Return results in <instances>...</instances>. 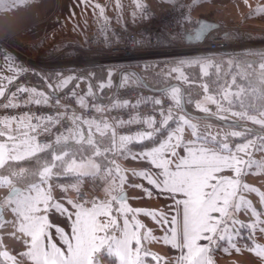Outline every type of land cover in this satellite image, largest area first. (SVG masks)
<instances>
[{"label":"snow or ice","instance_id":"obj_1","mask_svg":"<svg viewBox=\"0 0 264 264\" xmlns=\"http://www.w3.org/2000/svg\"><path fill=\"white\" fill-rule=\"evenodd\" d=\"M28 4L29 0H0V11H14ZM136 6L141 11H145L144 6L139 2ZM195 6L194 4L193 7ZM208 27V24L202 23L201 33ZM261 56L264 58V53ZM260 69L262 72L260 83L264 85V63L260 64ZM64 83L67 81H63L57 87H62ZM17 91L23 93L27 90L20 88ZM242 91L243 89L232 95L239 100ZM250 95L264 100V89L253 88L250 90ZM4 96L5 91L0 88V97ZM169 99L174 107L182 108L179 89H171ZM222 99L227 100L228 94L226 93ZM205 102L217 103L211 96H206ZM153 103L161 105L162 101L156 99ZM229 103L231 104V101ZM15 106L17 105L11 102L5 105V107ZM240 106L243 108L242 102ZM249 107L257 111L259 117L264 118V107L256 109L254 104H250ZM200 110L209 111L208 108ZM97 111L103 110L97 109ZM233 115H239L242 121L250 120L253 124L260 125L264 132V119L249 115L247 110ZM160 116L159 123L154 117L146 119L144 123L148 126V130L138 133L136 137L121 136L120 154H124L129 143L144 140L153 142L154 146L149 151H142L132 158L146 160L160 171L154 174L134 172L133 175L142 176L153 188L168 192L182 213L179 231L176 227V216H172L171 219L167 216L161 218L162 223L173 225L170 232H166L163 237L165 243H171L173 248L179 249V255L173 264H213L210 257L216 248H222L220 242L227 243L228 247H223V251L227 252L230 248H234L238 252L240 248L237 247V240L245 238L242 235L244 229L249 230L247 236L249 240L254 238L252 232L257 227L264 232V221L259 219L264 213L257 212L252 207V202L241 194L242 192L258 193V189L243 183L242 177L248 175L254 167L257 170L264 167V164L253 159L254 152H264V135H260L259 140L247 139L242 144L230 147L227 142L220 141L216 136L199 132L197 124L192 122L191 116L186 112L174 115L170 107L167 111L162 109ZM70 121L75 126L74 129H66L70 135L65 136L61 133L56 136L54 143L66 145L71 139L76 144L93 146L94 151L91 155L81 154L79 161L75 158L70 162L65 161V157L69 155L67 152H61L59 155L50 152V162L47 161V158L40 154L52 149L53 143L46 142L41 145L35 136L30 134L36 132L35 127H30V131L19 128L0 130V187L9 186L6 199L0 204V219L10 207L13 219L5 223L12 226L14 231L11 236L25 248L24 251L12 255L8 251L0 252V256L5 262L11 261L12 264H146V258L149 256L153 260L161 259L147 251L145 243L149 241L150 233H140L139 230L143 225L136 222L130 226L128 214L131 213L134 219L137 213L144 210L117 207L118 216L113 213L112 204L122 205L126 200L125 196L118 195L111 200L103 201L84 197H81L82 202L69 200L67 203L74 209L73 212H69L62 203L53 202L50 185L47 189L42 187L49 180L61 175L73 174L79 181L84 177L97 178L101 171L106 174L105 184L109 182L115 184L112 174L113 171L119 173V167L102 168L94 162V158L100 156L101 152L96 147L97 141L93 136L95 133H99L101 137L107 136L109 128L107 122H101L102 130L101 123L86 121L75 114L70 117ZM169 121L176 125L172 131H166L170 127ZM120 123L122 126L123 122ZM82 124L87 126V136L81 128ZM185 127L192 129L194 140L183 145L187 154L179 156L176 149L182 146V133ZM49 131V128H44L45 133ZM246 131L251 133L254 130ZM241 135L240 131L230 133L232 137H241ZM22 137L26 139L22 141ZM104 153H110L113 157L116 155L114 131L111 133V147L104 149ZM241 153L243 156L240 155ZM33 157L36 158V162L35 167L31 169L18 164ZM40 161L45 162L41 164ZM108 164L114 165L115 159L108 161ZM54 169L56 171H53ZM226 171L232 172L233 175H221ZM120 179L122 182L123 177ZM103 190L106 196L110 195L108 187ZM145 191L151 194L149 189ZM176 195H182L184 199H175ZM260 196V202L264 204V194ZM241 209L245 212L251 211L252 216L255 217L252 223L243 224L235 219V214ZM50 211L59 212L72 221L69 233L50 223L48 219ZM144 214L154 218L157 216L155 212L144 211ZM53 228L59 238V246L53 239L51 232ZM152 239L156 238L152 237ZM201 240L207 241V244L198 243ZM249 250L264 258V249H259V246Z\"/></svg>","mask_w":264,"mask_h":264},{"label":"crops","instance_id":"obj_2","mask_svg":"<svg viewBox=\"0 0 264 264\" xmlns=\"http://www.w3.org/2000/svg\"><path fill=\"white\" fill-rule=\"evenodd\" d=\"M138 2L144 7L149 6L152 15L160 14L167 8L173 5L175 6L176 4L178 6L183 4L188 5V1L186 0H123L122 5L120 4V0H29V4L27 6H21L17 10L7 12L0 11V35H13L18 32H25L24 40L26 41V43H21L20 41H24L23 39L20 41L16 39L15 43L13 44L14 47L6 45L2 42L0 43V88L5 91V96L0 97V102L7 98L14 97L18 93L17 90L20 88L28 90L32 99L40 102H48L57 94L65 93H73L82 100H94L99 94L102 97L101 101H103V103L106 102L107 100H104L105 98L103 97L107 98L108 95L102 91L103 83H101L99 88L96 89L89 79L78 74L77 71H65L62 73H57L59 76L54 77L53 79L49 78V73L48 76H45L46 81H31L28 83L26 80H23V78H20L23 71L30 70V67L27 66L24 61L23 55H28L29 53V56H38L44 52H46V55H51L55 51H59L68 47L69 45H88L89 36L102 30L104 23L107 21L114 24H122L128 21H137V19L139 21L142 19V17L145 15V11H141L137 8L136 5ZM210 2H217L225 6H228V3H230L229 7H232V9L236 11H233L234 13L229 14L230 16L228 17L231 19H236L237 16L238 19H240L239 17H243L244 14L242 13L246 12V10L254 12V15H252L254 18L260 17L264 19V0H210ZM97 5L99 7H97ZM101 9L103 12H101ZM197 22L198 21H195V23L192 22V24L189 23V32L193 30V28L197 25ZM30 27L37 28L33 29L30 33V37H28L26 31ZM123 70L124 72L122 74V78L124 75H126L124 80L136 84L134 82V78L131 77V74L136 75V73L132 71L131 68H126ZM113 72L114 71L112 69V73ZM63 81H67V83H64L62 87H57V85H60ZM136 85H140V83ZM174 87H178L180 93H182L181 87L173 86V88ZM173 88L171 87L169 90L171 91ZM169 90L166 92L168 95L170 94ZM209 96L213 97L217 101L214 95L209 94ZM228 96L229 98L231 97L230 94ZM97 103L101 104L100 101ZM217 103H211L213 104L211 108H215ZM58 120V118L43 119L32 115H23L15 118H0V130H4L5 128L13 130L19 128L30 131V127H35L36 132L30 134L35 136L36 140L38 141V136L44 133V128L47 127L50 129L58 122ZM88 121L93 122L91 120ZM74 127L75 126L71 124L69 129H74ZM81 128L84 129V134L87 136L86 124H82ZM101 128L103 130V125H101ZM109 131H114L113 127L110 125L107 129L108 133ZM63 134L65 136L70 135L69 131H65ZM97 134L99 133H95L93 136L94 140L96 139ZM119 138L120 136L116 135V155L114 157L115 164L112 165L113 169L119 167L126 171H132V174L134 172H150L154 174L160 171V169L155 168L146 160L133 159L132 157L140 152H130L128 146L124 151V154L121 155L119 151ZM24 139L26 138L22 137V141ZM54 141L55 139L51 142L53 143L52 149L46 153H41V156L48 155L50 152H54L57 155H59L61 152L69 153L71 145L73 146L76 144L71 139H69V142L66 145H56ZM183 145L177 152L179 156H185L187 154ZM150 149L151 148L143 151H149ZM73 158L79 161V158H76L75 156H71L68 161L70 162ZM253 159H255L258 163L264 164V152H254ZM221 175L231 176L233 173L226 171ZM113 177H117V172L114 171ZM133 177L137 179L136 181L138 182L139 186H141L144 194L148 193L145 191V189H149L151 191V194L149 195L148 193V196L152 197L159 207L163 209L164 216H167L168 219H171L172 216L177 217L176 227L179 231L180 224L182 223V213L176 207L174 198L168 192L153 188L152 185L149 184L148 180L144 179L142 176L133 175ZM245 177L246 179H250L248 183L255 182L256 184L260 185V182H264V167H261L260 170H257L254 167ZM86 178L87 177H84L80 182L75 183H59L54 179H51L50 185L53 186L54 190V192H52V187H50L53 202L62 203L64 208H67L69 212H73L74 209L67 202L69 200L73 202H80L77 198V193L81 189ZM153 178H155V176H153ZM126 184L127 185L125 186H121L119 181H116L115 186L112 184H109V186L106 185V187L109 188L110 195H105L104 200H111L112 197L118 196L120 193L125 191L127 200L124 201V203L128 202L130 199H132L133 194L129 189V182ZM42 187H45V185ZM45 188L47 189L48 187L46 186ZM8 191L9 186L6 185L4 187H0V204L5 201ZM175 199L182 200L184 197L182 195H176ZM117 206L121 207L122 205L113 203L112 209ZM86 207H91V205H86ZM4 219L6 221L13 219V213L10 207L4 212ZM48 219L50 223L61 227L66 233L71 231L70 226L72 221L66 216H62L59 212L50 211L48 213ZM120 221L122 225V219H120ZM154 225L153 232H155L154 237L156 239H152L153 246L148 245L146 249L149 251H156V249H158L168 253V255L164 254L165 258L167 260L170 259L173 264L176 257L179 255V249L173 248L171 243H165L163 240L166 232H170L173 225L162 222L158 224L154 223ZM13 231L14 229L12 226L7 223H5V225L1 228L0 252L8 251L9 254H15L19 251L25 250L24 246L11 236ZM51 232L53 234L54 241H56L59 246L60 242L58 236L55 234V229H51ZM169 240H171L170 235ZM238 242L239 243H237V245L243 246L240 241ZM198 243L207 244V241L201 240L198 241ZM226 244V242L221 243L222 246ZM210 258L212 259L213 264H226L225 262L229 261L226 252H223L222 248H216L212 252ZM148 262L154 263L155 260L149 256Z\"/></svg>","mask_w":264,"mask_h":264},{"label":"built area","instance_id":"obj_3","mask_svg":"<svg viewBox=\"0 0 264 264\" xmlns=\"http://www.w3.org/2000/svg\"><path fill=\"white\" fill-rule=\"evenodd\" d=\"M145 15L137 23L114 24L105 22L102 30L91 34L88 45H71L59 50L49 61L43 62L29 56H24V61L43 75L49 73H62L65 71H82L92 67L121 65L131 66L135 62L166 59L163 57L167 51L169 59H177L181 54H194L198 57L229 56L234 49L241 44L246 29L221 26L212 31L202 42L196 44L172 45L169 41L172 37L185 39V24L188 15L184 9L174 8L152 15L150 7L145 6ZM231 32H234L231 33ZM234 36L233 41L229 36ZM136 41V42H134ZM90 46L88 48L87 46ZM86 47V48H84ZM84 48L87 55L78 54L79 49ZM85 49H88L85 51ZM82 53V52H81ZM89 54V55H88ZM91 54V55H90ZM81 55V56H77ZM168 59V58H167ZM162 101L161 105H155L154 100ZM29 91L18 92L14 97L0 102V118H15L23 115H32L43 119H59L50 131L38 136V142L43 145L52 142L56 136L71 127L70 117L75 114L86 121L95 123L107 122L113 127L117 136L136 137L138 133L148 130L144 123L149 117H154L159 123L160 112L172 108L173 114H182V108L173 106V102L166 93H159L144 85L122 83L113 96L104 103L94 100H82L73 93L57 94L48 102L36 103ZM11 102L15 107H5ZM101 109L103 111H97ZM129 121H133L129 123ZM123 122L122 126L121 123ZM101 125H103L101 123ZM105 174L100 173L97 178H88L83 188L77 193L89 200H104Z\"/></svg>","mask_w":264,"mask_h":264},{"label":"rangeland","instance_id":"obj_4","mask_svg":"<svg viewBox=\"0 0 264 264\" xmlns=\"http://www.w3.org/2000/svg\"><path fill=\"white\" fill-rule=\"evenodd\" d=\"M186 1H188V5L183 4V5L178 6L176 4L175 6L173 5L169 8H167L165 11H168V10H171L174 8H180V9H184L186 11V13L188 15L187 21H189L191 19L198 21L201 18H205V19L210 18L209 20L217 21L220 24L224 25L225 27H237V28H241V29L244 28L248 31L244 35H242V38H239V42H241V44H239L236 47V49H234V52L231 55L226 56V57L235 56V55H251V54L259 56L260 54L264 53V19H262L260 17L254 18L252 16V15H254V12L246 10V12L242 13V14H244V16L239 17L240 19H238V16L236 19H231L230 17H228V16H230L229 14L234 13L236 11H234V9H232V7H229L230 3H228V6H225V5L219 4L217 2L211 3L210 0H186ZM122 2H123V0H120L121 5H122ZM194 4L196 5L195 7H193ZM165 11H163V12H165ZM160 14H156V15H160ZM156 15L154 14V16H156ZM236 15H237V13H236ZM137 21H138V19H137ZM137 21L132 20V21H128L125 23L135 24ZM187 21H186V23H187ZM125 23H122V24H125ZM27 27H28V25H27ZM185 27H186V24H185ZM30 28L26 31V33L28 34V37H30L31 31L33 29H36L37 27L31 28V29ZM231 33L234 34V32H231ZM24 34H25V32H23V33L18 32V33L13 34V35L12 34L11 35H0V43L2 42V43H5L6 45L14 47L13 44L15 43L16 39L19 41L22 39L24 40V37H25ZM232 37H234V36L230 35L229 40L233 41ZM173 38L177 39V40L179 39L177 36L172 37V39ZM181 40H183V39H181ZM20 42L26 43L25 40L20 41ZM183 43L184 42H182V44H179L180 45L179 48L183 47V46H181V45H184ZM172 45H174V44H172ZM69 46H71V45H69ZM90 46L91 45H89L87 47L90 48ZM84 48H86V47H84ZM84 48L79 49L78 52H80V53H78V54L86 56L87 53L84 52ZM86 50H88V49H85V51ZM253 52H255V54ZM45 53L46 52H44L43 54H39L38 56H32V55L29 56V53H28V55H23V57L29 56V57L34 58L36 60H38V59L46 60L55 54L54 53L51 55H46ZM81 55H77V56H81ZM163 57L169 58V54L164 55ZM222 57H224V56H221V58ZM214 58L217 59L219 57H198V56L194 55L193 53L192 54L191 53L190 54L184 53V54L179 55L176 60L174 59V61L176 62V67H177L176 71H178V77L180 79L187 77L184 73H181L182 66L185 67L187 65H192V66L198 65V67H200L202 73L207 74L209 71V68H210L211 61ZM197 62H199V63H197ZM131 66H127V68L132 69L133 67H135V66H133V64ZM103 67H108L111 70L114 68V70H115L119 67H124V66H121V65L119 66L116 64L113 66H103ZM92 68H94V67H92ZM29 69H33V68H29ZM77 72H79V71H77ZM113 73L111 72V74H113ZM125 76L126 75H124V77L122 78L123 79L122 83L127 82V80H124ZM131 77L134 78V82L136 84L140 83L138 76H136L135 74L134 75L131 74ZM128 82H130V81H128ZM231 87L227 86L226 89H223L222 91L219 90V92H220L219 96L214 95L216 97L218 103H217V106H215V108H213V109L211 108V106H213V104L205 102V97L209 96V94H211V93L205 92L204 96H203V101L200 105L201 106L200 108H208L209 111H206V112L203 111L206 114L216 115L219 118L226 120V121H229V122H241V123L251 124L253 127H250L249 125L242 124V127L238 128L237 126H226V125L221 124L219 122H213L209 119H199V118H194L192 116H191V118H192V122L197 124V126H198L197 130L199 132L205 133V134H210L212 136H216L220 141L227 142L230 147H234L237 144L244 143L245 140H247V139L239 140V141L225 140L227 134H230L234 131H240L242 133V135H244V134L248 133L246 131L247 129H253L258 135H263L264 132H257L256 129H261L260 125H255L250 120H243L242 121L240 119L239 115H233V113H239V112H241V110H236V109L230 107L229 104L227 103V101L229 102V100H231L233 97L232 94L234 93V89H232ZM174 88L179 89L178 87H174ZM226 93L228 95L230 94L231 97L229 98V96H228V99L224 100V99H222V97ZM211 95H213V94H211ZM224 101L226 103H224ZM249 115H256L258 118L264 119L262 117H259L258 113H249ZM243 125H245V126H243ZM175 128L176 127H174L173 130ZM254 128H256V129H254ZM249 139H254V137L253 138L251 137ZM193 140H194V137L192 135V129L185 127L184 131L182 133V141H181L182 145L189 143ZM180 148L181 147L177 148L176 152H178V150H180ZM139 152H141V151H139ZM135 153H138V152H135ZM240 155H243V153H241ZM109 166L112 167V165H109ZM119 169H120V172L117 173V177H113V178H115L114 179L115 184H116V181H119V184L121 186H125V185H127L126 183L129 182V184H130L129 189L133 194L132 199H130L126 203H123L121 207H123V209H127V208H131L134 210L140 209V210H144L147 212L157 213V216L154 218L151 215H145L144 211H141L135 215L134 219L132 218L131 213L128 214L129 219H130V226L133 223L138 222L139 224L143 225V227L139 230L141 234H144L146 232L150 233L149 241L145 243V247H148V245L153 246L152 237H154V233H155V232H153V228L155 226L154 223L155 224L161 223V218L164 217V211L162 208L159 207V205L156 203V201L152 197L148 196V193L144 194V192L141 189V186H139L138 182L136 181L137 179H135L133 177V174L131 173L132 171H129V170L126 171V170H123L121 168H119ZM103 174H105V173L103 172ZM113 174H114V171H113ZM113 174H112V176H113ZM121 177H123L122 182L120 179ZM88 178L89 177H87L86 179H88ZM86 179L84 180V183H85ZM249 181H250L249 178L246 179L245 176L242 177V182L247 183L250 187L258 189L259 194L255 193V192H242L241 194L247 200H250L252 202V207L255 208L257 212L264 213V204H261V202H260V200H261L260 194H264V182H260V185H258L255 182L248 183ZM50 183L51 182L49 180L47 182V184L45 185V187L46 186L48 187L50 185ZM109 184H111V182H109ZM109 184H106V185L109 186ZM115 184H112V185L115 186ZM50 187H52V192H54L53 186L50 185ZM82 188H83V185H82L81 189ZM104 198H105V195H104ZM117 207L113 208V213L116 215H118V213H116ZM118 219H119V217H118ZM235 219L240 221L243 224H249V223L253 222L255 217L252 216V213L250 210L245 212L244 209H241L240 212L235 214ZM259 219L261 221H264V215H261L259 217ZM5 222H6L5 219L0 220V225H1L0 230L5 225ZM237 227H238V225H237ZM248 234H249V231L247 232V236H248ZM242 235H244V232L242 233ZM252 235L254 237L253 239H251V245L252 246L237 245V247L240 248V251L237 252L234 248L233 249L230 248L229 251L226 252V255L229 258V261L225 262L226 264H264V258H261L260 256H258L256 254V252L249 250L250 248H254L256 246H259V249H264V232H261L259 227H257L252 232ZM221 243L222 242H220V244ZM237 243H239V242L237 241ZM223 247H228V246L226 244V245H223L222 248ZM147 251H149V250H147ZM149 252L152 253L153 255L157 256V257H160L161 259L155 260L154 263H150V262H148V257H147L146 258V264H172V261H170L169 258H168L169 260H167L165 258V255H168V253L160 251L158 249H156V251L152 250ZM223 252H225V251H223ZM10 255H12V254H10ZM10 262L11 261L5 262L4 258L2 256H0V264H12V262L11 263Z\"/></svg>","mask_w":264,"mask_h":264},{"label":"trees","instance_id":"obj_5","mask_svg":"<svg viewBox=\"0 0 264 264\" xmlns=\"http://www.w3.org/2000/svg\"><path fill=\"white\" fill-rule=\"evenodd\" d=\"M192 22L195 23V20L191 19L186 23V35L189 32V23L192 24ZM169 41L171 44H180L181 42H185V39L177 40L174 38H170ZM57 52L58 51H55L54 53ZM253 53L255 54V52ZM261 63H264V58H262L261 54L259 56L251 54L235 55L230 57L224 56L217 59L214 58L211 61L210 68L207 74L202 73L198 65H187L185 67L182 66L181 73H184L187 76L182 79L178 77V71H176L177 67L174 59L166 58L160 60L155 59L151 61L135 62L133 64V66L135 67L133 68H136L140 72L141 76L146 80L148 85L155 90L164 88L174 82L181 83L184 87L187 109L192 113H204L200 110V105L203 101L205 92L211 93L215 96H219V90L222 91L223 89H226L227 86H232L231 88L234 89V93L243 89V91L240 92L239 100H237L233 95L232 99L229 100L231 101V104L227 101L230 107L241 111L247 110L248 113H257V111L253 110V108H250L249 105L254 104L255 108L259 109L261 107H264V100L255 98L254 96L250 95V90L253 88L264 89V85L260 83V78L262 76V72L260 69ZM124 68L126 69L127 67H119L115 70L113 68V74H111L112 70L108 67L86 69L79 71L78 74L83 75L87 79H89L96 87V89H98L99 85L103 83L102 91H104L108 95L107 98H103H105L104 100H108L115 93L119 78V71ZM57 76H59V74L51 73L49 78L53 79ZM20 78H23V80H26L28 83L31 81H46L45 75L35 69L23 71ZM127 83L131 82L127 81ZM205 88H207V91H205ZM101 99L102 97L98 94L97 98H95L94 101H100L101 103H103ZM241 102L243 103V108L240 106ZM224 103L226 102L224 101ZM197 105H199V107ZM209 120L217 122L214 119ZM169 125L170 127L166 129V131H171L174 127H176V125L171 121H169ZM238 127H242V125H239ZM111 133L112 132L109 131L108 135L105 137H101L100 134L96 135V147L99 148L101 155L95 157L94 159L97 164L102 166V168L108 167V161H111L114 158L112 154L104 153V149L111 147ZM251 137L259 140L260 135H258L256 132H248L244 135H241V137H232L230 136V134H227L225 140L239 141L249 139ZM153 146L154 144L152 141L144 140L142 142L129 143L128 149L130 152H139L152 148ZM93 151L94 147L87 144H75L73 146L71 145L69 155L65 157V161H68L71 156H75L76 158H80L81 154L90 156ZM42 156L46 157L47 161L50 162L49 154ZM35 162L36 158H32L28 161H20L18 162V164L22 167L31 169L32 167H35ZM44 162L45 161H40L39 163L43 164ZM53 171H56V169H54ZM53 179L59 183H75L80 182L82 178L78 181L73 174H68L54 177ZM248 231V229H244L242 233L244 232L243 236L245 238L238 240L243 246L251 245V240L247 239Z\"/></svg>","mask_w":264,"mask_h":264},{"label":"water","instance_id":"obj_6","mask_svg":"<svg viewBox=\"0 0 264 264\" xmlns=\"http://www.w3.org/2000/svg\"><path fill=\"white\" fill-rule=\"evenodd\" d=\"M202 23L208 24L209 27L207 28V30H205L204 32L201 33L200 28H201V24ZM219 27H220V23L219 22L214 21V20L201 18V19L198 20L197 25L193 28V30L190 31L189 33H187V35L185 37V42L187 44H196L198 42H202L203 40H205V38L212 31H214L215 29H217ZM132 71H134L136 73V75L138 76L140 84L151 88L148 85V83L146 82V80L141 76L140 72L137 69L132 68ZM123 72H124L123 69L119 71V78H118L116 90L118 89L119 85L121 84ZM173 86L181 87V89H182V93H181L182 108H183L184 112L188 113L189 116H192L194 118H199V119H214L217 122H219L221 124H224L226 126H237V125L245 124V125H249L250 127H253L251 124H246V123H241V122H229V121L223 120V119H221L218 116L213 115V114H206V113L199 114V113H192V112L188 111L187 105H186V101H185L184 87L182 86V84H180L178 82H174V83H172V84H170V85H168V86H166L164 88H161V89H157V90L152 89V88L151 89L156 91V92L162 93V92H167ZM116 90H115V92H116ZM254 129H256V128H254ZM256 130H257V132H262L261 129H256ZM120 195H123V196L126 197V192L123 191L122 193H120ZM126 200H127V198H126ZM2 219H4V214H3Z\"/></svg>","mask_w":264,"mask_h":264},{"label":"bare ground","instance_id":"obj_7","mask_svg":"<svg viewBox=\"0 0 264 264\" xmlns=\"http://www.w3.org/2000/svg\"><path fill=\"white\" fill-rule=\"evenodd\" d=\"M220 26H221V24H220ZM90 36H91V35H90ZM90 36H89V38H90ZM178 40H180V39H178ZM184 43H186V42H184ZM184 43H183V44H184ZM180 44H182V42H181ZM55 54H56V53H55ZM165 54H168V52L166 51ZM51 58H52V57H49V59L41 60V61L46 62V61H49Z\"/></svg>","mask_w":264,"mask_h":264}]
</instances>
